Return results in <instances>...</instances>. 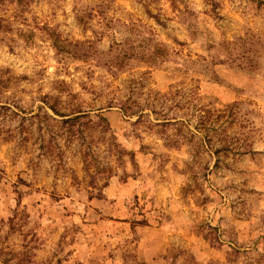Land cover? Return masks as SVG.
<instances>
[{
  "label": "rangeland",
  "instance_id": "1",
  "mask_svg": "<svg viewBox=\"0 0 264 264\" xmlns=\"http://www.w3.org/2000/svg\"><path fill=\"white\" fill-rule=\"evenodd\" d=\"M0 264H264V0H0Z\"/></svg>",
  "mask_w": 264,
  "mask_h": 264
}]
</instances>
